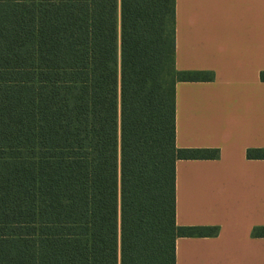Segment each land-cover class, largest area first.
Instances as JSON below:
<instances>
[{"label": "trees", "instance_id": "1", "mask_svg": "<svg viewBox=\"0 0 264 264\" xmlns=\"http://www.w3.org/2000/svg\"><path fill=\"white\" fill-rule=\"evenodd\" d=\"M175 0H0V264H176ZM264 79V72L261 73ZM264 158V149H247ZM264 236V226L254 230Z\"/></svg>", "mask_w": 264, "mask_h": 264}, {"label": "crops", "instance_id": "2", "mask_svg": "<svg viewBox=\"0 0 264 264\" xmlns=\"http://www.w3.org/2000/svg\"><path fill=\"white\" fill-rule=\"evenodd\" d=\"M175 145L217 158L175 163V222L216 226L178 237L176 264H264V0H175Z\"/></svg>", "mask_w": 264, "mask_h": 264}]
</instances>
